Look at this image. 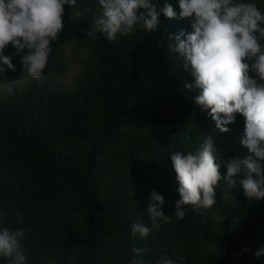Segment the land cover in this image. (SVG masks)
<instances>
[{"label": "trees", "instance_id": "obj_1", "mask_svg": "<svg viewBox=\"0 0 264 264\" xmlns=\"http://www.w3.org/2000/svg\"><path fill=\"white\" fill-rule=\"evenodd\" d=\"M150 2L163 7L165 0ZM168 2L180 12L179 0ZM255 2L264 12V0ZM101 12L93 0L90 13ZM93 23L64 22L42 76L68 69L59 49L62 33H83L81 46ZM181 30L193 31L190 19L161 13L155 31L137 30L114 41L98 34L71 89L31 77L21 63L24 53L11 45L5 49L15 71L5 65L0 83L30 81L0 99V211L6 213L0 227L16 229L22 226L17 213L23 217V226L31 229L21 241L27 264H73V255L74 264H154L161 254L181 264H264V254L255 255L264 248V198L249 199L239 191L216 196L211 209L183 206V220L175 216L181 197L173 151L195 152L210 137L225 161L246 152L240 143L245 118L237 114L227 125L230 131L221 132L195 104L197 95L180 85L185 75L194 80L185 58L173 50ZM221 173L226 175V167ZM244 178L243 171L235 177ZM226 187L222 182L217 188ZM152 190L164 197L162 210L170 222L148 237H133V223L150 222ZM134 247L150 251L137 256ZM0 264L7 262L0 258Z\"/></svg>", "mask_w": 264, "mask_h": 264}, {"label": "clouds", "instance_id": "obj_2", "mask_svg": "<svg viewBox=\"0 0 264 264\" xmlns=\"http://www.w3.org/2000/svg\"><path fill=\"white\" fill-rule=\"evenodd\" d=\"M98 4L101 15L86 32L90 41H95L98 34L114 41L117 35L126 37L137 30L155 31L161 13L170 19H190L193 31L181 30L175 35L173 50L185 58L184 67H190L195 87L200 90L195 104L208 112L221 132L230 131L227 125L235 123L237 114L245 118L240 140L246 150L243 155L223 160L210 137L195 152L171 153L181 197L175 205V216L184 219L185 205L197 212L211 209L216 204V188L222 182L228 189L241 184L249 199L264 198V12L255 0H179V13L168 0L163 7L150 0H98ZM65 5L76 6L77 0H0V72L6 71L5 65L15 71L12 57L5 54L11 45L24 53V71L33 78L42 77L53 50L51 44L65 26ZM186 87L191 89L193 85ZM222 167H226V175H222ZM242 171L245 178L237 182L235 177ZM164 203V197L152 190L147 209L150 222L133 223V237H148L153 230L161 229V223L170 222V216L162 210ZM4 215L0 211V217ZM212 219L223 223L225 217L214 215ZM16 223L22 226L0 227V258L7 264H27L21 241L31 229L23 226L19 213ZM233 223L238 225L239 218L233 217ZM208 247L214 251L215 242ZM149 251L133 248L137 256ZM261 254L264 248L255 253L257 257ZM69 260L74 264L76 257ZM154 264L181 261L161 254Z\"/></svg>", "mask_w": 264, "mask_h": 264}, {"label": "rangeland", "instance_id": "obj_3", "mask_svg": "<svg viewBox=\"0 0 264 264\" xmlns=\"http://www.w3.org/2000/svg\"><path fill=\"white\" fill-rule=\"evenodd\" d=\"M92 7L93 0H77L76 6L66 5V14L63 17V22H68L73 18H84L94 22L95 18L101 14H91L90 9ZM81 37L83 38L84 34L79 32L62 33L59 49L61 56L68 63V69L56 77L42 76L40 78L41 80L67 89H71L78 83L85 69L86 60L92 56V41H90L88 37L84 39L81 46H77ZM29 81L30 77H23L14 81L0 83V99L6 98V95L10 92L9 89L12 91L15 87L26 85ZM179 83L187 92L195 95H198L200 92V90L195 87V81L189 76L185 75L182 79H180ZM189 84L193 85L191 89L186 87V85ZM239 191H244V189L238 186L231 189H228V187L216 188V196H227Z\"/></svg>", "mask_w": 264, "mask_h": 264}]
</instances>
